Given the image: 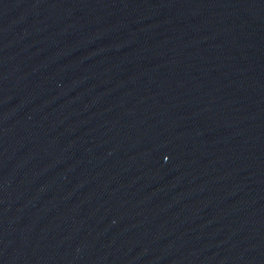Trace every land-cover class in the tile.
Returning <instances> with one entry per match:
<instances>
[{
	"label": "water",
	"instance_id": "95a60500",
	"mask_svg": "<svg viewBox=\"0 0 264 264\" xmlns=\"http://www.w3.org/2000/svg\"><path fill=\"white\" fill-rule=\"evenodd\" d=\"M0 264H264V0H0Z\"/></svg>",
	"mask_w": 264,
	"mask_h": 264
}]
</instances>
